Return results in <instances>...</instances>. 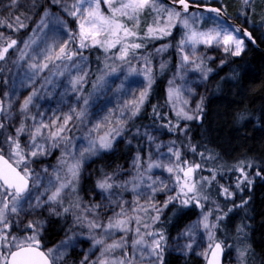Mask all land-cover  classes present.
<instances>
[{"label": "rangeland", "instance_id": "obj_1", "mask_svg": "<svg viewBox=\"0 0 264 264\" xmlns=\"http://www.w3.org/2000/svg\"><path fill=\"white\" fill-rule=\"evenodd\" d=\"M26 1L0 0V52L8 49L0 59V125H3L0 127V153L12 161L14 146L9 138L17 140L27 156L31 172L30 188L20 199L17 213L8 214L10 228L6 231L9 236L23 239L35 232L39 239L50 220L66 213L72 219L70 228L61 241L46 249L53 264H102L104 261L119 264L121 260L124 264H159L164 250L205 262L212 244L217 241L212 208H208L223 209V203L208 196L206 191L211 184H216L224 193L226 179L213 167L208 169L213 160L207 154L199 153L198 156L189 152L184 159V153L164 127L132 126L139 112L132 114L133 102L139 100L142 92L148 91L149 79L152 83L153 78L152 68L161 57L162 45H156L154 49L156 61L146 52L139 53V48L130 49L121 59V44L107 48L86 40L87 46L81 47L79 26L86 5L76 12L73 5L78 4V0H48L40 12H26L29 17L35 15L34 20L28 22L19 14ZM261 1L264 8V0ZM102 4H105L103 0L101 11L109 15L107 5L103 9ZM156 4L164 9L159 14L160 27L168 22L167 10L180 12V17L172 21L173 26L166 28L170 34H148V27H157L153 22L157 12L145 9L138 28H133L132 21L127 18L118 17L137 33L136 37L122 43L140 44L138 39L145 37L146 43L157 42L178 31L179 61L168 79L167 96L174 110L180 112L183 109L192 119L199 120L208 87V68L220 67L229 57L240 56L248 44L237 27L217 13L199 10L183 13L162 0H156ZM185 19L191 30L198 33L219 31L223 35L225 31L231 32L243 40L242 51L234 55L233 44L213 40L207 44L197 43L193 52L191 43H181L190 35L189 28L181 23ZM18 34L16 43L9 47ZM96 39L104 40L105 36L102 34ZM62 47L65 53L60 52ZM225 48L229 50L225 51ZM92 54L101 59V65L95 59L94 62ZM185 55L189 57L187 61L183 59ZM30 97L25 108V101ZM69 116L71 119H66ZM37 127L41 128L40 135L35 134ZM21 128L23 131L18 132ZM60 128L64 130L52 135ZM128 129L132 131L126 136ZM106 135L111 146L100 147V138ZM139 137L144 154L136 147ZM122 150L127 154L125 158L113 163L111 156L122 154ZM32 151L37 155H29ZM73 164H78L76 178L60 192L57 202H51L52 193L61 183L71 179L68 168ZM178 165L182 168L200 165L195 168L192 178L198 189L195 200L190 198L191 193L187 196L180 193L184 177ZM169 168L173 171L169 172ZM245 175L249 180L250 173ZM245 175H240L239 187ZM177 176L181 177L179 181ZM105 181L111 188L100 187ZM7 199L11 207L12 197ZM185 200L188 202L184 203ZM172 206L179 211L193 207L195 214L179 226L162 225L164 213ZM205 216L208 228L204 227ZM117 220L126 223L122 227L107 228L109 223L115 224ZM90 223L99 227H90ZM29 224L35 225V229L29 228ZM231 233L227 231L226 234ZM141 236L146 244L135 245L134 241ZM156 239H160L161 244L158 255L153 254L150 247ZM98 240L103 243H96ZM116 242L123 246L105 251L108 245ZM225 246L224 264H244L239 249L233 244Z\"/></svg>", "mask_w": 264, "mask_h": 264}, {"label": "trees", "instance_id": "obj_2", "mask_svg": "<svg viewBox=\"0 0 264 264\" xmlns=\"http://www.w3.org/2000/svg\"><path fill=\"white\" fill-rule=\"evenodd\" d=\"M47 3L48 0H28L19 14L24 21L31 22L35 15L29 17L26 12H40ZM210 4L222 8L228 18L247 28L257 45L247 42L248 47L240 56L229 57L220 67L208 68L201 118L194 120L178 116L167 96L168 79L179 61L178 31L166 39H158V43H146V37L138 39L142 45L139 53H148L153 61H156L153 56L156 45L162 46L161 57L152 68V83L132 126L160 125L184 153V159L190 153L198 156L204 153L212 158L208 169L213 167L216 173H221L226 179L223 186L228 190L221 193L216 184H211L206 191L208 196L223 203L222 210L208 208H212L215 239L224 245L233 244L244 253V264H264V8L261 0H247V3L244 0H212ZM105 7L102 4V8ZM18 37L19 34L14 40ZM92 57L102 64L97 55L92 54ZM131 131L128 129L126 136ZM141 143L139 137L136 147L144 154ZM247 173L250 179L237 187L240 175ZM194 214L193 207L179 211L172 206L164 213L161 224L179 226ZM71 223V216L66 213L50 220L38 239L39 247L46 250L57 244L65 237ZM227 231L232 233L227 235ZM159 264H204V261L164 250Z\"/></svg>", "mask_w": 264, "mask_h": 264}, {"label": "snow or ice", "instance_id": "obj_3", "mask_svg": "<svg viewBox=\"0 0 264 264\" xmlns=\"http://www.w3.org/2000/svg\"><path fill=\"white\" fill-rule=\"evenodd\" d=\"M103 2L107 5L109 10V15H105L101 11V0H78V4H74L73 8L76 12H80V6L86 5L83 12H81V23H80V37H81V47L87 46L84 41L93 40L94 43L100 44L101 46H106L107 48L115 47L117 44H121V48L119 50V56L121 59H124L130 49H138L142 45L139 43H122V41H126L128 38L136 37L137 33L129 29L125 24L121 22L118 17H125L128 20L132 21L133 28H138L140 24V16L144 12L145 9H152L157 12V16L153 18V22L157 25L156 28L148 27V34H155L157 32L163 34H170V32L166 31V28H170L172 25V21L176 18L180 17V12L175 11L174 9L167 10L168 22L164 27L159 26L160 13L164 11L161 7L156 4V0H103ZM175 2V0H174ZM247 3V0H244ZM116 4L117 6H113ZM179 4L182 5L183 11H187L189 8L188 0H179ZM213 12L219 13V9H211ZM72 14H75L72 13ZM18 19V18H17ZM185 28H189L190 35L187 36L186 41H182L181 43L189 42L193 45V52H195L194 46L201 41L203 43H211L213 40L217 41V43L223 42V44H233L235 46L234 55H239L242 51L243 40L237 39L231 32L225 31L223 35L221 32L215 31L213 32H196L191 30L188 20L185 19L181 21ZM87 25V26H86ZM23 26V25H21ZM239 31V30H237ZM105 36L104 40L96 39V37ZM249 38H251L250 33H245ZM16 41H12V44L9 45L11 47L14 45ZM27 46V45H26ZM228 48H225V51H228ZM8 51L7 48H4L2 52H0V59H3L4 53ZM61 53H65V48H60ZM59 58V57H57ZM69 58H71L69 56ZM185 61L189 59L187 55L183 58ZM199 67V65H197ZM151 81L149 79V85ZM147 95V90L140 94V98L138 101L133 102L134 108L132 114L135 115L136 112L139 111L140 104L143 103ZM29 100L25 101L24 107L27 108ZM187 103V101H185ZM177 115H182L186 119H192L193 117L188 115L183 109L177 113ZM66 119H71V117H67ZM3 127V125H0ZM43 127H47V125H43ZM64 129L60 128L56 133L52 135H58L59 132H62ZM23 128L18 129V132H22ZM36 135L41 134V128L37 127L35 130ZM11 140L12 145L14 146L12 152V161L9 159H5L4 155L0 153V196L3 197V201L0 202V264H52V261L49 259V253H45L40 250L39 240L37 239V235L34 232L32 236L25 237L23 239L17 238L15 236H9L7 229L10 228V223L8 222V214L9 213H17L19 201L23 197V194L28 190L29 178L31 176V172L28 167L27 156L24 153V150L21 148V145L17 140ZM33 144H35V136L32 138ZM111 146V141L107 138V135L100 138V147L108 148ZM31 156H36L37 152L32 151L29 153ZM178 156V153L176 154ZM24 165L23 168L20 166ZM151 167V165L149 166ZM200 165L189 166L187 169L177 166L178 170L183 173L184 182L181 185L180 193L187 196L189 193L193 194L190 198L195 200L198 195V189L196 182H193V172L195 168H199ZM78 164H73L69 166L68 172L71 174V179L66 183H61L59 188L49 197L51 202H57L58 197L60 196V192L68 187L72 180H74L77 176ZM169 172H172L173 169L169 168ZM242 171V170H241ZM59 179V178H58ZM181 177L177 176V181H179ZM247 180V176L244 177ZM251 183V181H249ZM101 188H111V184H108L107 181L100 184ZM239 187V183L237 184ZM225 193L228 192L227 189L224 190ZM179 195V194H178ZM8 196L12 197L11 207L9 205V201L7 199ZM188 201L185 200L184 203ZM65 212L68 211L67 208L64 209ZM207 216L204 218V227L208 228L209 225L207 223ZM139 222V220H137ZM126 222L124 220H117L115 224L109 223L107 228L113 227H122ZM90 227H99V225L95 223H90ZM29 228L35 229V225L29 224ZM140 229L137 228L136 232L139 233ZM148 235H153L149 233ZM161 239L163 237L161 236ZM209 239H212V235H209ZM96 243H103L102 240L96 241ZM135 245L146 244L143 236L140 239L134 241ZM123 244L120 242H116L112 245H108L105 248V251H108L112 248L122 247ZM151 250L153 254H159L157 252L158 249L161 248L160 239L153 240L151 245ZM211 247V245H210ZM222 252L221 245L219 243H215L214 248L212 250V260L209 261V264H219V254ZM243 256L244 253H241ZM102 264H107V261L102 262ZM119 264H124V261H119Z\"/></svg>", "mask_w": 264, "mask_h": 264}, {"label": "water", "instance_id": "obj_4", "mask_svg": "<svg viewBox=\"0 0 264 264\" xmlns=\"http://www.w3.org/2000/svg\"><path fill=\"white\" fill-rule=\"evenodd\" d=\"M164 2H166V3H168V4H170V5H173V6H175V7H177L180 11H182L183 13H189V12H191V11H193V10H199V11H206V12H211V13H217V12H213V11H211V9H219L220 11H219V13H217V14H219L220 16H222V17H226V14L224 13V11L220 8V7H218V6H216V5H212V4H201V3H197V2H194V1H190V0H188V4H189V8H188V10L185 12V11H183V8H182V5H180L179 4V0H175V2H174V0H163ZM237 28L239 29V31L243 34V36H244V38L248 41V42H250V43H253L254 45H257L256 44V41H255V39H254V37L252 36V34H251V32L247 29V28H245V27H243V26H240V25H237ZM245 33H250L251 34V38H249ZM4 157H5V159H8L5 155H4ZM11 162V161H10ZM187 169V168H186ZM29 188H30V181H29V185H28V190H29ZM27 190V191H28ZM26 191V192H27ZM25 192V193H26ZM24 193V194H25ZM215 243H219L220 245H221V248H222V252L219 254V264H224V259H225V253H226V251H225V247H224V245H223V243L221 242V241H215L214 243H213V245H212V247L210 248V251H209V253H208V256H207V258H206V260H205V264H209V261L210 260H212V255H211V253H212V250H213V248H214V245H215ZM40 250L41 251H43V252H45V253H47L45 250H43L41 247H40ZM49 259L51 260V258H50V256H49ZM52 261V260H51ZM52 264H53V262H52Z\"/></svg>", "mask_w": 264, "mask_h": 264}, {"label": "bare ground", "instance_id": "obj_5", "mask_svg": "<svg viewBox=\"0 0 264 264\" xmlns=\"http://www.w3.org/2000/svg\"><path fill=\"white\" fill-rule=\"evenodd\" d=\"M126 151H127V148H126ZM126 155H127L126 152L122 150V154H120V155H119V154H118V155H115V154H114V156H111L112 158H114V159H112V162H113V161L115 162V160H116V162H117L118 160L121 161V158H122V157L125 158ZM114 162H113V163H114Z\"/></svg>", "mask_w": 264, "mask_h": 264}]
</instances>
